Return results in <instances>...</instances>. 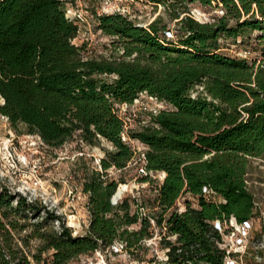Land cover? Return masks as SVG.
I'll return each mask as SVG.
<instances>
[{
    "label": "trees",
    "instance_id": "trees-1",
    "mask_svg": "<svg viewBox=\"0 0 264 264\" xmlns=\"http://www.w3.org/2000/svg\"><path fill=\"white\" fill-rule=\"evenodd\" d=\"M148 1L171 10L179 30L161 16L144 26L120 11L99 13L98 28L121 53L98 59L74 43L79 29L67 0H0V114L51 146L74 135L113 146L83 183L90 211L83 234H72L38 200L0 186V264H69L116 242L134 252L156 227L166 254L157 264H224L238 255L224 247L225 232L256 212L246 177L249 157L264 156V65L254 69L246 58L224 54L219 39L237 40L247 27L261 32L264 0ZM196 1L215 2L225 13L201 22L188 9ZM142 91L170 104L127 131L146 146L148 174L139 172L140 180L155 182V191L115 200L119 181L108 170L124 169L136 153L122 139L118 105L132 104ZM158 171L165 172L161 179ZM203 186L223 200L207 198Z\"/></svg>",
    "mask_w": 264,
    "mask_h": 264
},
{
    "label": "rangeland",
    "instance_id": "rangeland-1",
    "mask_svg": "<svg viewBox=\"0 0 264 264\" xmlns=\"http://www.w3.org/2000/svg\"><path fill=\"white\" fill-rule=\"evenodd\" d=\"M219 7L215 6V2L203 5L196 1L188 5L190 12L197 9L205 14L206 18L201 15L203 21H212V17L220 15L217 11ZM66 8V13L75 20L79 29L74 43L82 46L83 54L98 59L117 57L121 53L113 42L114 37L98 28L99 13L120 11L144 26L161 16L163 23L174 29L173 32L180 27L164 4L155 5L148 0H67ZM261 34H264V29L260 32L247 27L237 40L220 38L221 52L246 58L249 63H254L256 69L264 65V38H258ZM201 88V84H198L194 92ZM2 102L0 96V104ZM154 107L155 101L146 95H141L132 104L118 105L128 130L149 123ZM132 145L138 150L135 158L122 170L110 168L109 177L119 181L117 189L121 190V195H136L139 189H144L146 194L152 196L155 182H142L137 167L140 162L139 150H143L144 146L137 141ZM111 148L112 143L104 138L96 143H86L78 135L70 137L62 145L51 146L39 134L30 132L24 123L12 124L6 115L0 114V186L20 192L31 200H38L60 214L63 223L72 229V234H83L89 226L90 217L87 206L89 193L83 190V183L94 170L100 169V158ZM248 169L247 185L254 194L256 212L246 234H242L241 228L232 223L226 227L229 231L225 232L226 244L230 250L238 252L232 257L233 264H264V156H250ZM191 200L194 202L192 197ZM61 226L59 221L54 222L56 230ZM160 239L159 228L156 227L154 237L147 239L145 247L134 252H128L116 242L90 254H82L69 264H157L156 261L166 259Z\"/></svg>",
    "mask_w": 264,
    "mask_h": 264
},
{
    "label": "built area",
    "instance_id": "built-area-1",
    "mask_svg": "<svg viewBox=\"0 0 264 264\" xmlns=\"http://www.w3.org/2000/svg\"><path fill=\"white\" fill-rule=\"evenodd\" d=\"M217 11H218V13H219L220 15H223V14L225 13V10L222 9V7H219V9H217ZM198 14H199V15H198ZM190 15H192L195 19H197V20H199V21H201V22L211 21L210 19H209V20H205V21L201 20V15H202L204 18H206V17H205V14L201 13L200 10H197V9H191ZM207 19H208V18H207ZM167 35H168V36H171V37L174 36L172 31H167ZM141 95H146V96H148L149 98H151V99H153V100L155 101L154 111H152L153 113H157V112H159V111H161V110H163V109H166V108H169V107H170V104H169L167 101L165 102L164 100L159 99V98H158L157 96H155V95L148 94V93L145 92V91H142V92L140 93L139 97H140ZM139 97L135 98L134 100L138 99ZM123 104L127 105L126 103H123ZM125 124H126V121H125ZM127 131H128V128H127V124H126L125 129H124V131L122 132V139H123V140H125V141H129L131 145H132V143H134L135 141L141 143L139 140L131 139V138L128 136ZM141 144L144 146V149H143V150H139V156H140L139 159H140V162H138V163H139V165H138V169H140V170H138V172L143 173V174H148V172L145 170V167H144V165L146 164V156H145V153H144V152H145V149H146V146H145L143 143H141ZM132 147H133V145H132ZM133 148H134V147H133ZM134 149L136 150V152L138 151L136 147H135ZM152 173H153V172H152ZM152 173H150V174L152 175ZM164 174H165V172H163V171H158V172L156 173L155 177L158 176V177L161 179V178L164 176ZM203 187H204V188H203V192H204V194H205V196H206L207 198L223 200L222 197L216 195L215 191H213V190L210 189L209 187H207V186H203ZM120 196H121V194L117 195V192H116V194L114 195V199H115V200H118V199L120 198ZM218 223H219V221L216 222V225H218ZM249 226H250V223H249V222H246V223H244V224H242V225H239V227L241 228V230H242V232H243L242 234H246V231H247V229H248ZM240 242H241V239H240ZM224 247H226V250H228V252L232 251V250H230V249L228 248V245H227L226 243L224 244ZM228 263H230V264H233V263H234V260L232 259V256H226L224 264H228Z\"/></svg>",
    "mask_w": 264,
    "mask_h": 264
}]
</instances>
